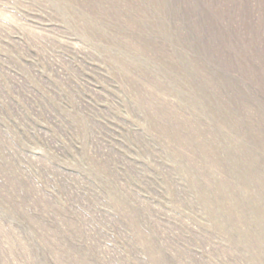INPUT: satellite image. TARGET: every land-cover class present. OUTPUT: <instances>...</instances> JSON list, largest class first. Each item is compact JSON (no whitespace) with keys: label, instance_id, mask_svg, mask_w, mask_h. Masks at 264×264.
Wrapping results in <instances>:
<instances>
[{"label":"rangeland","instance_id":"obj_1","mask_svg":"<svg viewBox=\"0 0 264 264\" xmlns=\"http://www.w3.org/2000/svg\"><path fill=\"white\" fill-rule=\"evenodd\" d=\"M0 264H264V0H0Z\"/></svg>","mask_w":264,"mask_h":264}]
</instances>
